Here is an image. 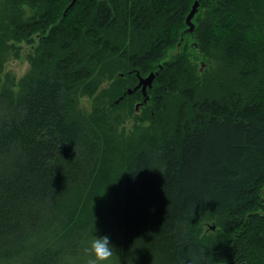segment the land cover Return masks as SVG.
Returning <instances> with one entry per match:
<instances>
[{"label": "trees", "instance_id": "trees-1", "mask_svg": "<svg viewBox=\"0 0 264 264\" xmlns=\"http://www.w3.org/2000/svg\"><path fill=\"white\" fill-rule=\"evenodd\" d=\"M24 1L28 21L0 9V73L8 40L40 44L21 91L0 88V264H82L93 225L112 264H264V0H198L192 32L195 0ZM159 65L154 126L121 146L114 111ZM97 72L110 102L83 113Z\"/></svg>", "mask_w": 264, "mask_h": 264}, {"label": "rangeland", "instance_id": "rangeland-1", "mask_svg": "<svg viewBox=\"0 0 264 264\" xmlns=\"http://www.w3.org/2000/svg\"><path fill=\"white\" fill-rule=\"evenodd\" d=\"M12 4L14 5L13 11L17 12L21 22L28 21L34 16L32 14L33 11L32 4L24 0H12V1L0 0V9L8 8V7L11 8ZM69 4H66L65 8ZM9 12H12V10L9 9ZM36 39L37 38H35V35H33L29 39V41L28 40L15 41L13 39L8 40L7 49L6 51L3 52L1 57L3 61V67L0 73L1 89L11 90L16 95L21 91L22 80L36 73V69L32 65L33 62L40 55V52L37 51L40 48V44L39 42H36ZM174 54H175V50H169L166 60H170ZM192 63L198 74L199 73L202 74V72L203 73L206 72L207 74H214V72L219 67L218 61H216L213 58H205V56L203 58L199 56L198 59L192 57ZM201 67L203 68L201 69ZM136 73L137 72H135V74ZM93 77L96 79V82L99 81L100 87L98 90L101 92L95 95L96 100L93 97L86 95H79L77 97L78 105L80 107L79 111L83 110L82 111L83 113L84 112L89 113L94 108V106L98 104L100 101H103V103H107V104L108 101L110 102V100H105V98L103 99V97H105L106 92L110 91V89L112 88L111 86L112 79H110V75H108L107 73L97 72L93 75ZM114 103L118 104L117 102ZM133 104L134 102L131 103L128 102L127 104L117 107L116 110L114 111L118 123L115 130L113 131V139L116 143H118L121 146L122 144L135 142L136 141L135 139H137V137L144 130H146L147 132L149 129L151 130L152 127L154 126L147 118L149 114L146 108H142V109L140 108L141 114H138L137 115L138 117H134ZM162 117L163 115H161L160 118ZM210 226H214V225L209 224V226L206 227V230H209Z\"/></svg>", "mask_w": 264, "mask_h": 264}, {"label": "clouds", "instance_id": "clouds-1", "mask_svg": "<svg viewBox=\"0 0 264 264\" xmlns=\"http://www.w3.org/2000/svg\"><path fill=\"white\" fill-rule=\"evenodd\" d=\"M94 231L93 225L81 248L82 264H112L116 250L110 238L107 235H93Z\"/></svg>", "mask_w": 264, "mask_h": 264}, {"label": "water", "instance_id": "water-1", "mask_svg": "<svg viewBox=\"0 0 264 264\" xmlns=\"http://www.w3.org/2000/svg\"><path fill=\"white\" fill-rule=\"evenodd\" d=\"M74 2H75V0H72L70 2V4L65 8V10L63 12V16H65V14L68 11V9L71 8L74 5ZM198 4H199V1L198 0H195L193 2L192 6H191V10H190V12L188 13V15L185 18L186 24L188 26V28H187V31L188 32H192V30L194 28V25L192 24L191 20H192L193 16L195 15L196 11H197ZM195 46H197V45H195ZM202 68L203 67H201V69ZM161 71H162V66L159 65V68H158V70L156 72H151L146 77L140 76L138 74V72L136 73V75L138 76V83L132 89L131 88H128L126 90V94H128V95L132 94L137 89H140V91L142 93V96H143L142 101L139 102V103H136L135 106H134V112H135V114H138L140 112V107L144 103H146L148 101L149 96L147 95V91L152 88V83H153V80H154L155 76L157 74H159ZM120 75L122 76V74H120ZM121 98H119V100H117L116 102L118 103V101H120ZM211 228L214 229V226H212Z\"/></svg>", "mask_w": 264, "mask_h": 264}, {"label": "bare ground", "instance_id": "bare-ground-1", "mask_svg": "<svg viewBox=\"0 0 264 264\" xmlns=\"http://www.w3.org/2000/svg\"><path fill=\"white\" fill-rule=\"evenodd\" d=\"M13 5V4H12ZM16 9V8H15ZM136 55V54H135ZM107 65V64H106Z\"/></svg>", "mask_w": 264, "mask_h": 264}, {"label": "flooded vegetation", "instance_id": "flooded-vegetation-1", "mask_svg": "<svg viewBox=\"0 0 264 264\" xmlns=\"http://www.w3.org/2000/svg\"><path fill=\"white\" fill-rule=\"evenodd\" d=\"M72 1V0H71ZM64 12V11H63Z\"/></svg>", "mask_w": 264, "mask_h": 264}]
</instances>
